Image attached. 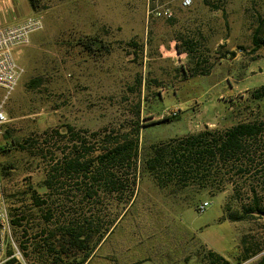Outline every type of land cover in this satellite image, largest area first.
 Returning a JSON list of instances; mask_svg holds the SVG:
<instances>
[{
	"label": "rangeland",
	"instance_id": "1",
	"mask_svg": "<svg viewBox=\"0 0 264 264\" xmlns=\"http://www.w3.org/2000/svg\"><path fill=\"white\" fill-rule=\"evenodd\" d=\"M38 3L40 11L32 12L28 0L0 2V27L31 16L43 23L14 53L24 74L3 104V125L13 126L19 135L62 125L88 134L121 130L132 126L138 109L140 123L148 124L141 128L143 141L152 144L205 127L232 126L240 119L232 112L242 111L252 92L264 87V49L253 50L252 44L254 30L264 24V0H192L189 7L182 0ZM93 36L101 44L90 50L79 45ZM188 38L196 41V57L201 53L199 68L209 74L183 80L180 70L195 62L177 52ZM94 84L102 87H90ZM4 94L0 90V102ZM250 107L264 116V100ZM172 112L177 116L163 121ZM22 177L16 172L13 184L23 186ZM2 185L0 180V189ZM138 193L125 216L134 200L126 203L127 195L109 197L99 207L102 227L121 218L84 264H197L203 246L236 264L245 235L264 248V218L229 220L235 209L231 203L230 210L223 209L227 194L203 199L210 205L197 213L200 203L191 200L195 195H172L150 178L140 182ZM260 203L264 205V193ZM9 232L1 258L15 246L21 256L13 264H27L20 233L11 224ZM262 256L264 251L242 264H256Z\"/></svg>",
	"mask_w": 264,
	"mask_h": 264
},
{
	"label": "trees",
	"instance_id": "2",
	"mask_svg": "<svg viewBox=\"0 0 264 264\" xmlns=\"http://www.w3.org/2000/svg\"><path fill=\"white\" fill-rule=\"evenodd\" d=\"M38 1L28 0L33 12L40 11ZM262 25L254 30L253 50L264 49ZM96 44H101L96 36L79 42L88 50ZM183 44L178 54H186L188 61L195 62L189 70H180L182 79L208 75V69L199 68L202 61L200 52L196 57V41L183 39ZM261 100L264 87L255 89L249 98L251 104ZM250 103L242 111L237 108L232 112L240 119L228 128L205 127L152 144L143 141L141 128L148 124L140 123L138 109L130 128L90 134L62 125L19 135L13 126L0 125L1 195L11 226L20 233L23 259L27 264H84L121 218L115 217L102 227L99 207L109 197L120 200L127 195L126 203L134 200L125 216L145 178L172 195L185 193L188 199L195 195L191 200L196 205L205 198L227 194L223 209L230 210L229 203L234 206V215L229 218L233 222L264 218L260 203L264 179L259 181V175L264 178V116L253 111ZM176 116L169 115L163 121ZM16 172L23 174V186L13 184ZM248 238L240 239L242 248L236 264L264 251ZM13 251L8 249L6 256L12 257ZM198 258L197 264H232L204 246ZM14 262L13 257L5 264ZM256 264H264V256Z\"/></svg>",
	"mask_w": 264,
	"mask_h": 264
},
{
	"label": "built area",
	"instance_id": "3",
	"mask_svg": "<svg viewBox=\"0 0 264 264\" xmlns=\"http://www.w3.org/2000/svg\"><path fill=\"white\" fill-rule=\"evenodd\" d=\"M191 4L192 0H182L183 7H189ZM166 14L168 15L169 12L165 11ZM42 29L41 19L35 16L28 17L17 25L0 27V90L5 93L0 102V125L6 122V114L3 110L4 101L18 85L24 74V69L17 63L14 53L29 42L31 34ZM176 114L177 112L171 113L173 116ZM209 205V202H203L197 206L196 210L198 213H203ZM9 231L10 217L0 191V264H5L15 256H21L19 250L13 246L14 255L10 258H1L2 242L10 235Z\"/></svg>",
	"mask_w": 264,
	"mask_h": 264
},
{
	"label": "crops",
	"instance_id": "4",
	"mask_svg": "<svg viewBox=\"0 0 264 264\" xmlns=\"http://www.w3.org/2000/svg\"><path fill=\"white\" fill-rule=\"evenodd\" d=\"M3 1H5V0H0V2H3ZM29 9H30V7H29ZM31 10V9H30ZM32 11V10H31ZM33 12V11H32ZM22 21H20L19 23H21ZM19 23H17V24H19ZM16 25V24H15ZM90 87H102V86H99L98 84H94V85H91Z\"/></svg>",
	"mask_w": 264,
	"mask_h": 264
},
{
	"label": "water",
	"instance_id": "5",
	"mask_svg": "<svg viewBox=\"0 0 264 264\" xmlns=\"http://www.w3.org/2000/svg\"><path fill=\"white\" fill-rule=\"evenodd\" d=\"M225 56H223V58H224ZM228 57H229V59H232L233 57H234V53H228Z\"/></svg>",
	"mask_w": 264,
	"mask_h": 264
}]
</instances>
